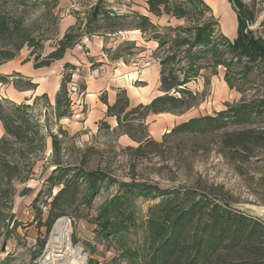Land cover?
Masks as SVG:
<instances>
[{
    "label": "trees",
    "instance_id": "trees-1",
    "mask_svg": "<svg viewBox=\"0 0 264 264\" xmlns=\"http://www.w3.org/2000/svg\"><path fill=\"white\" fill-rule=\"evenodd\" d=\"M228 1L238 18L237 35L233 40L219 30L212 9L204 0H148L151 13L157 16L167 14L185 20L186 25L175 27H159L148 16L136 12L119 13L108 10L102 7V1L90 13L86 26L97 24L91 33L101 29L107 33H115L135 28L158 40L157 51L170 44L169 53L158 56L162 65V94L149 104L130 107L126 91L120 90L115 104L108 107L107 114L117 117L118 127L123 129V133L139 143L135 149L137 152L142 151L148 143L156 142L151 137L141 135V131L147 128L144 118L151 113L183 114L200 101L199 93L189 88L188 84L197 76V73L191 75L190 71L194 68L201 69L199 60L202 59L211 60L214 66H225V80L232 89H236L233 77L235 74L232 71L239 68L242 78L239 82L250 78V82L255 83L252 87L254 95L250 100L229 105L214 115L191 118L175 126L171 133L215 132L227 127L228 122L248 124L264 119V79L257 77L264 74V37L256 36L251 28L262 9H257L258 0ZM32 3L37 5L38 1L0 0V40L11 38L12 33L23 28L22 21L15 24L16 12L19 6L26 7ZM7 6H10L11 11L7 12ZM162 29L164 30L161 31ZM77 34H64L45 58H41L39 54L35 57V66H49L54 61L63 59L67 50L75 45ZM165 35L168 39H164ZM27 43L34 46L36 41L26 33L18 45L0 47V65L14 59ZM134 44L126 43L115 49L112 58H121V50ZM184 60L189 71L184 70V77L181 78V72L174 67V63ZM64 69L66 71L62 74L55 100L58 121L70 114L72 101L69 97V83L73 80L76 68L66 62ZM250 75L254 77H249ZM11 77L15 87L20 90H33L37 87V83L31 79L18 75ZM11 77L0 76V81L10 82ZM19 78L24 80V85H21ZM28 107L26 103L17 104L9 99H0V120L5 129V134L0 138V180L9 185H12L15 178L22 176L20 161L29 159L38 151H44L46 147V137L41 133L38 122L28 115ZM136 114L138 116L130 123L129 117ZM135 120L138 121L140 130H134ZM123 122L127 125H123ZM138 131L140 135L136 133ZM252 133V130L233 133L226 139L225 149L236 151L234 154L245 153L250 149V143L254 142ZM17 145L20 147L15 149ZM53 146L58 154L61 153L57 137H53ZM84 163L85 161L79 165L66 166L60 161L56 163L49 179L55 180L57 177L56 180L59 179L58 182L63 187L55 195L51 190L47 220L39 221V226H46L47 235L55 221L69 215L70 210L79 205L91 207L103 184L114 180L102 168L86 170ZM121 186L126 188L125 193L138 192L142 196H154L157 192L150 185L129 186L121 183ZM212 188L203 189L198 184L194 188L159 191L162 200L149 210L145 232L133 246H129L125 237L133 225L128 223L131 215L126 211L129 197L115 195L101 205L93 220L97 225L99 240L109 244L114 241L117 243L119 253L114 264H121L122 261L126 264H264V221L234 207L222 186ZM46 242L47 236L42 242L41 250Z\"/></svg>",
    "mask_w": 264,
    "mask_h": 264
},
{
    "label": "rangeland",
    "instance_id": "rangeland-1",
    "mask_svg": "<svg viewBox=\"0 0 264 264\" xmlns=\"http://www.w3.org/2000/svg\"><path fill=\"white\" fill-rule=\"evenodd\" d=\"M37 1V5L32 3L26 7L19 6L15 24L22 21L23 28L12 33L11 38L0 40V47H4L18 45L26 33L35 39L34 46L25 44L15 58L21 57L24 61H33L35 66L37 63L35 57L38 54L41 58H45L58 45L64 34L76 32L78 36L74 40L76 42L72 47L74 50L79 49L86 52L90 50L87 46L90 40H103L107 57L110 60L115 49L123 47L126 43H135L128 46V49L121 50L122 60L137 67V70H141L147 63V58H142L143 48L141 45L145 46V44L140 41L139 46L136 42L127 40L128 37L133 36L130 33H107L103 29L91 33L97 24L92 27L86 26L90 13L99 2L102 1V7L104 6L108 10L130 13L132 12L130 7L134 8L131 5V0ZM214 3L215 6L219 4L218 0H214ZM9 7H6L7 12L11 11ZM224 7L220 5L219 11L214 8L213 13L219 30L228 35L230 39H234L236 33L231 27L234 22L232 5L228 3L227 7ZM135 8L142 11V7L135 6ZM257 9H262V11L257 22L251 28L256 36L264 37V0H258ZM225 17L229 20L228 25L225 24ZM183 23L186 25L185 20ZM129 29L131 28L127 30ZM144 36L147 38L149 34ZM166 37L165 35L164 39H168ZM168 47L170 44L160 51H157V48L156 55H167ZM91 58L95 59L96 57ZM58 61L45 67L44 72L46 73L52 68H56L60 72L66 71L64 61ZM58 63H61L63 68ZM186 63L185 60L174 63V67L181 72H179L181 78L184 77V70H187ZM199 63L202 66L201 69L194 68L190 71L191 75L197 73V76L192 78L188 87L199 93L200 101L182 115H178L181 117L178 118L175 125L165 131L160 138L150 135L148 116L144 118L147 128L141 131L142 134L139 131L136 133L144 137H151L156 142L148 143L140 152L135 150L139 146L138 142L135 141V144L129 145L123 140L122 137L125 133L118 126L111 129V126L101 123L96 129L83 128L74 132L68 126L73 119L60 123L56 117L55 95L51 94L50 88V98L39 94V96L30 97L22 102L29 105L28 115L40 125L41 133L46 137V147L44 151H38L29 159L20 161L22 176L15 178L12 185L0 180V264L46 263L43 259L49 250L48 244L52 231L47 235L46 226H39V221L47 220L50 211L49 203L52 199L51 190L55 195L63 187V184L58 182L59 179L56 180V176L55 180L49 179L53 175L58 161L63 166L79 165L85 161L84 168L86 170L102 168L114 179L110 183L103 184L101 192L95 197L91 207L79 205L65 216L69 219L72 227L71 242L73 246L81 248L82 253L86 256L85 264H90V261L93 262L92 264H114L115 257L119 253L115 241L109 244L99 240L97 225L93 222L101 205L115 195H128L129 197L126 211L131 215L128 223L133 224L125 236L129 246L136 245L137 239L143 236L145 223L150 216L149 210L162 200V195L159 192L161 190L177 191L182 188H194L198 184L203 189L222 186L234 207L252 215H255L252 212L254 209L264 208V119L248 124L228 122L227 127L215 132L171 133L175 126L191 118L214 115L229 105L250 100L254 95L252 87L255 83L250 82V78L239 82L242 79L239 68H234L232 71L235 74L233 77L236 85V89H232L225 80V66H214L208 59L199 60ZM94 69L96 68L92 67L91 71ZM13 75H17V73L0 76L11 77ZM249 77H254V75ZM257 77L262 80L264 74ZM57 78L59 77L57 76ZM60 79H62V75ZM53 80L56 79L52 78L50 83ZM80 80L74 77L69 83V97L74 105L80 107V110L76 112L80 113V117L75 118L79 121L87 113V106L84 102H80L84 95ZM9 81L13 82L14 79ZM22 81L24 80H19L21 85H24ZM0 82L2 84L0 89L9 83ZM50 86L52 87V85ZM72 87H76V91H73ZM137 116V114L130 116L128 121L132 123L134 117ZM134 123L136 125L134 130H140L137 126L138 121L135 120ZM123 125L127 124L123 122ZM248 130H252L251 136L255 137L254 142L249 145L250 149L240 154H234L236 151L231 152L225 149V141L230 135ZM53 137L58 138L61 148L59 154L54 150ZM18 147L20 146H15V149ZM121 183L129 184V186L150 185L151 188H156L157 192L154 196H142L138 192L125 193L126 188L120 187ZM51 186H53L52 189ZM46 236V245L41 250L42 242ZM13 237L17 241H14ZM65 261L66 258L61 260L60 264ZM121 264L126 263L122 261Z\"/></svg>",
    "mask_w": 264,
    "mask_h": 264
},
{
    "label": "crops",
    "instance_id": "crops-1",
    "mask_svg": "<svg viewBox=\"0 0 264 264\" xmlns=\"http://www.w3.org/2000/svg\"><path fill=\"white\" fill-rule=\"evenodd\" d=\"M204 1L210 6L212 12L214 8H217L219 11L220 5L227 7V4L230 3L228 0H218L219 4H216L217 6H215L214 0ZM131 5H133L134 8L130 7L132 11L130 13L136 12L141 15H146L154 24L158 25L159 27H175L184 24L183 20L170 17L167 14L157 16L151 13L149 11L148 0H131ZM135 6L142 7V11L135 8ZM230 10L228 11L230 13L232 11L234 14H231L234 20L231 27L234 28V33L237 35V13L233 9V6L232 10ZM123 32L133 35L128 37L127 40L136 42V44L139 46L141 44L140 41L145 44V46L141 45L143 48L142 58L146 57L147 63L143 65L141 70H137V67H134L132 64L123 61L122 58H112L109 60L107 57V52L104 48L105 45L103 40H90L89 45H87L89 46L90 50H87L86 52L79 49H68L63 59H61L64 61V64L66 62H70L75 66L76 69L74 70L73 78L75 77L81 79L80 86L82 87L84 94L80 102H84V104L87 106V113H85V116L81 121H79L77 119L75 120V118L80 117V113H76L80 110V107L79 105H74V103H71L70 114L61 118L59 121L62 123L66 121L69 122L71 119H73L71 123L68 124V126L71 128H69L70 130L73 129L74 132H78L83 128L96 129L99 125H101V123L111 126V129L116 128L118 126L117 117L109 116L107 111L108 107L110 105H114L117 101L120 90L126 91L130 102V107H136L140 104H149L156 96L162 94L161 58L158 57L155 52L159 46V43L157 42L158 40L150 36L145 38V34H143L141 30L135 28L119 31V33ZM223 34L228 37V35L225 33ZM107 48L109 47L107 46ZM91 57L96 58L92 59ZM59 65H61L63 68L61 63ZM45 67L47 66L35 67L33 61H24V59L21 57L14 58L3 65H0V75L17 73L18 76L31 79L38 85L35 90H20L15 87L13 82H9L0 89V99L5 98L17 104H21L28 98L39 96V94L47 95L50 98L49 90L51 89V94L53 96L55 95L54 98L56 100V94L61 84L60 78L63 72H60L56 68H52L45 73ZM92 67L100 69L104 72V74L93 76L91 71ZM57 76L59 78H57ZM52 78H55L56 80H53V82L50 83ZM10 79L12 80L13 77ZM50 85H52V87ZM0 86H2L1 82ZM76 102L79 103V101ZM178 115L182 114L160 113L148 115L147 123L150 124V135L154 138L162 137L164 132L172 128L178 118L181 117ZM4 134L5 129L2 121L0 120V138ZM122 138L129 145L136 143L127 134H124ZM12 239L17 241L14 237Z\"/></svg>",
    "mask_w": 264,
    "mask_h": 264
},
{
    "label": "bare ground",
    "instance_id": "bare-ground-1",
    "mask_svg": "<svg viewBox=\"0 0 264 264\" xmlns=\"http://www.w3.org/2000/svg\"><path fill=\"white\" fill-rule=\"evenodd\" d=\"M228 21L229 20L225 17L226 25L229 24ZM71 229V223L67 217H60L56 221L55 227L50 236L49 250L43 261L45 260L48 264H60V261L66 258V261L63 264L86 263V256L82 253L81 248L79 246H73L71 242Z\"/></svg>",
    "mask_w": 264,
    "mask_h": 264
},
{
    "label": "water",
    "instance_id": "water-1",
    "mask_svg": "<svg viewBox=\"0 0 264 264\" xmlns=\"http://www.w3.org/2000/svg\"><path fill=\"white\" fill-rule=\"evenodd\" d=\"M239 209V208H238ZM241 210V209H240ZM243 211V210H242ZM252 212H254L255 213V215H256V217H259V218H261L262 220L264 219V208H259V209H254ZM252 215V214H251ZM255 215H253V216H255ZM59 219V218H58ZM57 219V220H58ZM56 220V221H57ZM56 221H55V223H56ZM55 223L53 224V226H52V230L51 231H53V229H54V227H55ZM52 233V232H51ZM48 246H49V244H48ZM45 264H48V263H45Z\"/></svg>",
    "mask_w": 264,
    "mask_h": 264
},
{
    "label": "built area",
    "instance_id": "built-area-1",
    "mask_svg": "<svg viewBox=\"0 0 264 264\" xmlns=\"http://www.w3.org/2000/svg\"><path fill=\"white\" fill-rule=\"evenodd\" d=\"M104 72L101 71L100 69L96 68L92 71V75L93 76H99V75H103ZM73 91H76V87H72Z\"/></svg>",
    "mask_w": 264,
    "mask_h": 264
}]
</instances>
